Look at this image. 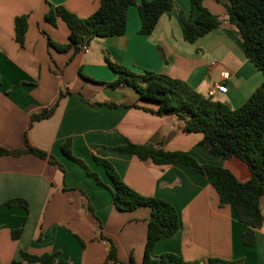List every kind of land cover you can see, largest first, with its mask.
Here are the masks:
<instances>
[{"label":"crops","instance_id":"1","mask_svg":"<svg viewBox=\"0 0 264 264\" xmlns=\"http://www.w3.org/2000/svg\"><path fill=\"white\" fill-rule=\"evenodd\" d=\"M143 1L153 0H135L136 5ZM174 2L176 7L161 17L151 35L139 34L138 10L131 6L124 35L95 39L88 52L75 53L65 24L54 25L46 15L51 7L63 6L87 19L98 10L100 0H0V147L23 149L28 132L30 143L65 169L31 154L0 156V264L20 259L21 251L34 256L57 254V259L70 264L143 263L151 211L117 210L113 182L97 159L111 163L141 196L164 200L175 208L180 230L155 246L153 258L173 254L187 262L215 258L264 264V222L255 231V245L245 247L246 226L233 207L220 206L206 177L184 166H158L93 149L153 142L168 152L189 153L202 165L228 169L242 183L251 179L241 160L211 156L200 146L202 134H187L175 118L155 115L157 103L141 99L129 88L109 89L97 83H112L118 77L106 64L108 59L137 74L149 71L180 80L207 98L210 90L225 84L227 94L217 93L212 99L233 110L250 98L264 77L245 57L240 32L227 14L228 2H203L221 24L192 44L184 40L179 11L193 22L198 10L191 0ZM19 17L28 22L23 47L15 38ZM50 42L70 49L58 52ZM61 93L71 95L59 101L51 118L31 126V116L51 108ZM69 139L73 156L87 169L62 153L61 146ZM13 199L26 201L28 210L4 207ZM260 207L264 216V196ZM24 219L22 235L15 241L12 232L22 227ZM111 244L118 263L108 259Z\"/></svg>","mask_w":264,"mask_h":264},{"label":"trees","instance_id":"2","mask_svg":"<svg viewBox=\"0 0 264 264\" xmlns=\"http://www.w3.org/2000/svg\"><path fill=\"white\" fill-rule=\"evenodd\" d=\"M204 1L191 0L198 10L193 22L179 11L183 37L188 43L192 44L220 27L219 18L203 7ZM226 1L229 20L240 32L245 57L262 72L264 77V0ZM131 6H136L138 10L141 22L140 35H151L161 17L176 7L174 0L143 1L139 5H136L135 0H100L98 10L87 19L78 18L63 6L51 7L46 19L54 25L59 21L65 24L75 53H79L84 46H88L95 39L124 35L127 27V12ZM27 30V18H16L15 38L21 47L24 46ZM49 45L58 52H66L70 49L68 46H59L52 42ZM106 64L118 77L112 83H97L109 89L129 88L141 99L157 103L158 110L153 112L155 115L175 118L182 123L183 131L187 134H202L203 140L200 146L211 156L223 160L237 158L248 166L252 176L250 180L242 183L228 169L217 165H202L189 153L168 152L161 144L153 142L145 145L128 143L114 148L94 146L93 149L135 156L141 161H151L158 166L176 165L193 169L206 177L213 186L219 196L221 207H233L238 221L246 226L242 243L245 247H253L256 243L255 231L260 229L264 222L260 207V200L264 196V81L240 108L233 110L226 104L203 96L180 80L149 71L137 74L108 59ZM80 75L84 77L81 71ZM68 95L71 93H61L59 100L51 108L33 114L31 126L35 122L51 118L59 101ZM110 106L117 107L114 104ZM61 151L68 159L87 169L81 160L73 156L71 139L61 146ZM23 154H31L46 160L49 164L65 171L52 155L30 143L28 132L25 133L23 149L9 151L0 147V156L19 157ZM97 162L105 168L113 182L114 189L111 193L117 210L133 212L145 207L151 211L142 264H244L241 259L227 261L215 258L206 262H187L173 254L153 258L152 251L155 246L172 239L180 230L179 216L175 208L164 200L141 196L124 183L111 163L98 159ZM90 175L98 181L95 175L92 173ZM4 207L28 210L27 202L22 199L8 201ZM89 210L95 215L91 206ZM25 221L26 219L20 229L12 232L13 240H19L21 237ZM19 256L20 259H15L10 264H70L57 259V254L34 256L21 251ZM108 259L115 263L119 262L116 248L112 244ZM130 264L135 263L131 261Z\"/></svg>","mask_w":264,"mask_h":264},{"label":"built area","instance_id":"3","mask_svg":"<svg viewBox=\"0 0 264 264\" xmlns=\"http://www.w3.org/2000/svg\"><path fill=\"white\" fill-rule=\"evenodd\" d=\"M83 52H88V46L82 48ZM228 87L225 84H220L208 92V98H214L217 93L227 94Z\"/></svg>","mask_w":264,"mask_h":264}]
</instances>
